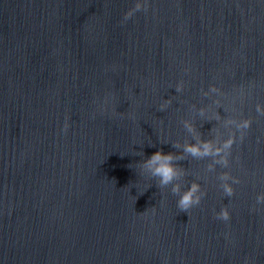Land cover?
Wrapping results in <instances>:
<instances>
[{
  "label": "water",
  "instance_id": "water-1",
  "mask_svg": "<svg viewBox=\"0 0 264 264\" xmlns=\"http://www.w3.org/2000/svg\"><path fill=\"white\" fill-rule=\"evenodd\" d=\"M257 106L264 0H0V264H264Z\"/></svg>",
  "mask_w": 264,
  "mask_h": 264
},
{
  "label": "clouds",
  "instance_id": "clouds-1",
  "mask_svg": "<svg viewBox=\"0 0 264 264\" xmlns=\"http://www.w3.org/2000/svg\"><path fill=\"white\" fill-rule=\"evenodd\" d=\"M142 7L141 3L137 2L134 8L130 9L125 14V18L131 17L133 13L139 10ZM179 90V89H177ZM161 110H163L161 108ZM257 111L261 114H264V111H261L260 107L257 106ZM65 129L67 128V124H65ZM242 129H248L250 127V121H243L240 125ZM243 136V132L241 133V138ZM234 143L233 139H229L224 148H231ZM176 147V145H173ZM203 150H201V145L199 144H191L185 147L184 151L190 153L192 156H204L211 154V145L207 142L203 144ZM219 149L216 150L219 153ZM175 157L172 153H165L162 150H157L150 156H148L141 164V169H147L150 175L157 180V187L159 189H163L171 185V192L174 195L178 196L177 207L181 210V212H187L194 206L200 204L201 199L203 197V193L200 192V186L197 183H192L185 190L181 191V188L176 181L179 179V172L173 163ZM224 165H227V159H223L221 161ZM223 179L227 180V174L224 175ZM224 193L227 196H232L234 190L230 184L225 183L223 185ZM257 202H264V193L260 194L257 197ZM217 219L222 221H228L230 219V214L226 208L221 209L220 212L216 215Z\"/></svg>",
  "mask_w": 264,
  "mask_h": 264
}]
</instances>
